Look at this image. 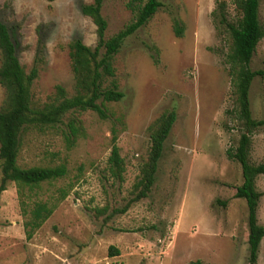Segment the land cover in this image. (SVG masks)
Segmentation results:
<instances>
[{
	"label": "rangeland",
	"instance_id": "1",
	"mask_svg": "<svg viewBox=\"0 0 264 264\" xmlns=\"http://www.w3.org/2000/svg\"><path fill=\"white\" fill-rule=\"evenodd\" d=\"M162 7L128 37L114 59L116 80L125 97L109 103L111 117L82 113L85 134L67 148L60 129L30 132L19 157L22 167L66 163V178L46 183L30 201L55 202L60 189L70 190L51 218L28 239L17 186L0 195V264H247L248 207L235 197L242 168L228 156L244 132L226 57L229 40L213 13L218 1L160 0ZM93 0H0V19L11 29L21 64L30 71L43 53L34 101H50L58 85L74 94L70 43L97 42L96 26L82 13ZM129 0H105L106 38L132 20ZM264 23V0L260 5ZM184 30L178 37L175 22ZM1 62V61H0ZM1 64V63H0ZM264 70V39L251 63ZM109 83L107 82L106 85ZM5 94L0 86V107ZM253 119L264 121V79L250 89ZM177 120L165 143L156 182L146 199L121 214L132 197L151 147L149 127L163 113ZM64 128V127H63ZM113 130L125 159V182L112 184L108 158ZM250 161H264V125L252 133ZM1 182V172H0ZM258 220L264 227V176ZM106 209L105 212L99 211ZM120 251L111 256L110 247ZM258 264H264V239Z\"/></svg>",
	"mask_w": 264,
	"mask_h": 264
},
{
	"label": "trees",
	"instance_id": "2",
	"mask_svg": "<svg viewBox=\"0 0 264 264\" xmlns=\"http://www.w3.org/2000/svg\"><path fill=\"white\" fill-rule=\"evenodd\" d=\"M104 1L93 0L81 7L82 13L96 26L97 42L94 47H90L82 40L75 39L69 45L74 94L69 95L64 87L58 85L55 95L43 104L36 103L32 93L43 63L42 51H38L31 70L27 71L19 60L14 34L0 19V86L5 94L0 107V195L7 190L9 183L16 184L28 239L51 218L59 203L68 197L70 190L60 189V196L55 202L30 201L31 196L37 194L44 184L66 178L69 170L66 163L22 167L19 157L25 137L30 132L46 133L50 129H60L67 148L71 149L85 134L84 123L79 118L82 113L92 111L103 120L109 119L112 113L107 105L120 102L125 97L116 80L114 59L126 39L145 26L162 7L160 0H129L128 8L133 13L132 20L116 35L106 38L108 21L102 12ZM231 3L235 20L230 19L225 1H218V8L213 16L218 25L225 27L229 40L226 63L232 77L238 119L243 124L244 132L238 147L229 150L228 156L238 161L242 168L243 183L236 188L235 197L244 199L248 207L247 264H258L264 227L258 220L262 194L258 191L256 182L259 176L264 175V161L252 163L250 151L251 135L264 125V121L253 119L250 89L255 78L264 79V70L255 71L251 68L257 48L264 39V23L261 22L259 13L261 0H231ZM174 31L178 37L183 36L184 30L177 21ZM176 120L177 113L171 111L163 113L150 125L151 147L148 157L133 185L132 197L119 213H126L134 203L146 199L150 194L156 182L165 143ZM126 171V162L118 146V134L113 130L112 149L107 165L112 184L121 186L125 182ZM110 255L118 256L120 251L112 246ZM188 264L203 262L196 260Z\"/></svg>",
	"mask_w": 264,
	"mask_h": 264
},
{
	"label": "crops",
	"instance_id": "3",
	"mask_svg": "<svg viewBox=\"0 0 264 264\" xmlns=\"http://www.w3.org/2000/svg\"><path fill=\"white\" fill-rule=\"evenodd\" d=\"M264 176V175H263Z\"/></svg>",
	"mask_w": 264,
	"mask_h": 264
}]
</instances>
